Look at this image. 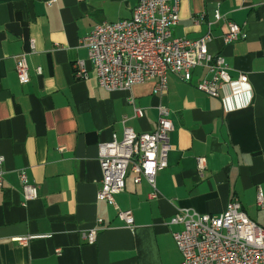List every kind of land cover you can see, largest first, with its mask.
Wrapping results in <instances>:
<instances>
[{"label": "crops", "instance_id": "0c3cea01", "mask_svg": "<svg viewBox=\"0 0 264 264\" xmlns=\"http://www.w3.org/2000/svg\"><path fill=\"white\" fill-rule=\"evenodd\" d=\"M48 1L0 0V264H180L172 235L179 227L168 223L171 216L180 209L219 214L232 199L264 227V0L180 1L173 35H210L208 50L225 58L231 76L248 77V92L225 88L219 97L197 89L209 76L203 66L189 82L169 73L162 95L153 81L104 89L81 38L95 24L130 17L138 0ZM227 20L246 37L225 43ZM22 52L30 72L24 83L15 71ZM79 60L87 78H75ZM159 105L169 109L173 129L156 195L129 171L115 205L98 200L99 144L122 138L124 118L136 132L153 130ZM20 171L38 187L24 204ZM123 209L132 211V227L118 217ZM97 219L102 228L89 244L81 233ZM34 234L46 236L16 240Z\"/></svg>", "mask_w": 264, "mask_h": 264}, {"label": "built area", "instance_id": "2783aa9c", "mask_svg": "<svg viewBox=\"0 0 264 264\" xmlns=\"http://www.w3.org/2000/svg\"><path fill=\"white\" fill-rule=\"evenodd\" d=\"M180 1L138 0L130 17L95 24L81 38L80 43L88 51L101 87L108 91L129 90L135 84L153 81L154 91L162 95L169 73L189 82L193 69L203 66L209 76L196 84L202 93L219 97L225 88L231 94L250 90L246 74L232 77L225 58L208 50L210 35L194 39L173 35V27L179 20ZM214 18H222L218 9L214 11ZM226 25L225 43L246 37L238 23L227 20ZM30 49L34 50L33 40L30 41ZM27 54L16 55L15 71L20 83L30 78ZM74 69L75 78H87L83 60L77 61ZM36 72L41 73V68L37 67ZM134 114H141V109L135 107ZM126 120H122L121 139L112 135L98 147L101 179L96 196L98 200L113 205L115 195L125 187L129 171L134 172L135 183L146 180L152 187L149 196H155L156 175L168 164L169 132L173 129L169 109L164 105L158 106L156 125L151 131L136 132L126 124ZM3 162L4 156L0 153V187L4 181ZM204 163V157L197 159L199 169L204 167ZM19 178L24 204L38 196V187L29 182L23 171H20ZM258 202L262 203L260 194ZM117 214L128 227L133 226L130 209L118 210ZM101 222L102 219H97L94 227L81 233L87 243L95 242L97 232L102 228ZM168 223L179 227L172 235L182 255L180 264H264V227L252 220L236 199L230 200L219 214L180 209ZM44 236L34 234L16 240L26 243L31 238Z\"/></svg>", "mask_w": 264, "mask_h": 264}]
</instances>
